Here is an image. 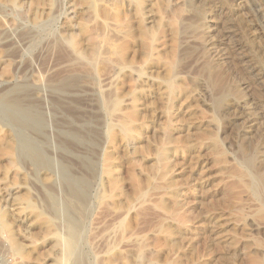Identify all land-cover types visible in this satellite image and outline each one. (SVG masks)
I'll list each match as a JSON object with an SVG mask.
<instances>
[{"label":"rangeland","instance_id":"1","mask_svg":"<svg viewBox=\"0 0 264 264\" xmlns=\"http://www.w3.org/2000/svg\"><path fill=\"white\" fill-rule=\"evenodd\" d=\"M97 1L0 0V98H24L29 85L51 157H71L78 176L80 159L99 162L101 171L107 158L116 178L111 187L99 174L88 209L76 214L75 255L86 264H264V0H140L139 12L130 0ZM67 34L83 42L80 52L91 43L99 50L87 99L48 89L72 72L57 47ZM115 49L128 68L117 66ZM112 91L123 96L108 112ZM128 116L130 138L114 139ZM64 129L83 141L56 152L52 138ZM15 134L0 124V212L10 225L0 233V256L9 264H66L54 243L66 232L63 215L54 218L48 208L63 203L58 177L42 181L9 164L4 141ZM9 235L26 249L23 258L10 252Z\"/></svg>","mask_w":264,"mask_h":264},{"label":"bare ground","instance_id":"2","mask_svg":"<svg viewBox=\"0 0 264 264\" xmlns=\"http://www.w3.org/2000/svg\"><path fill=\"white\" fill-rule=\"evenodd\" d=\"M11 3H15L16 0H9ZM42 0H40L41 2ZM99 1V0H98ZM97 1V2H98ZM121 1V0H120ZM119 1V2H120ZM131 2H133L135 4V10L136 12L140 11L141 8V1L140 0H130ZM38 2V1H37ZM45 2V1H44ZM87 3V2H86ZM90 3V2H89ZM87 3V4H89ZM92 4V3H91ZM116 4V3H115ZM118 5V4H116ZM120 5V4H119ZM84 6L85 3H84ZM97 6V5H96ZM93 6H90V8L92 9ZM99 7V6H98ZM116 7V6H115ZM89 8V9H90ZM100 9V8H99ZM105 10V9H104ZM104 12V11H103ZM193 12V11H192ZM106 13V12H104ZM102 13V14H104ZM109 14V13H108ZM89 15V14H88ZM108 17V16H107ZM119 17V16H118ZM193 19V18H192ZM197 19V18H196ZM189 20V19H188ZM140 25V23H139ZM80 26V25H79ZM78 26V27H79ZM94 27V26H93ZM146 27V26H145ZM140 28V27H139ZM147 29V28H146ZM182 29V28H181ZM185 29V28H184ZM188 30V29H187ZM67 31V30H66ZM82 31V30H81ZM26 33V32H25ZM90 33V32H89ZM93 33V32H92ZM95 33V32H94ZM138 33V32H137ZM139 36L140 38L143 40L145 39H150L147 35V33L143 30L139 31ZM79 35V34H78ZM81 35V34H80ZM87 35V34H86ZM138 36V35H137ZM58 37V36H57ZM134 37V36H133ZM62 40L60 41V43H58L60 48V51L63 53H61L64 57V60L70 63V67H71V71L73 72L74 70H80L78 72H65V74H63V76L65 75L64 78L62 79H57L56 82H52L48 84V89L50 93L53 92H57L60 94H65V95H70L76 91H80L82 92L86 99H87V95H88V91L90 84L92 83V71L95 70L96 67H94L95 64V60L96 58H98L97 56L99 55V50L97 49V47L94 44H89L91 45V48L88 46V49L86 48V53L80 52L79 48H78V43L81 42H76V40L74 39V35H63ZM82 38V37H81ZM138 38V37H137ZM55 39V38H54ZM94 40V39H93ZM103 40V39H102ZM110 40V39H109ZM108 40V42H109ZM54 41V40H53ZM57 41V40H56ZM57 41V42H59ZM91 41V40H90ZM116 41V40H115ZM120 42V41H119ZM83 43V42H82ZM81 43V44H82ZM107 43V42H106ZM129 43V42H128ZM132 44V43H131ZM229 44V43H228ZM95 47H92V46ZM98 45V44H97ZM103 45V44H102ZM122 45V44H121ZM141 45V44H140ZM129 46V44H128ZM81 47V46H79ZM85 47V46H84ZM111 47V46H110ZM127 47V46H126ZM130 47V46H129ZM143 47V48H142ZM125 48V47H124ZM140 48L143 49V51L145 50V59L148 56V51L149 50V45L146 43H142V46H140ZM101 49V48H100ZM110 49V48H109ZM108 49V50H109ZM114 49V48H112ZM128 49V48H126ZM137 49V48H136ZM105 50V49H104ZM116 50V49H115ZM115 50H113V52H115ZM118 50V49H117ZM116 50V51H117ZM123 50V49H122ZM129 50V49H128ZM132 50V49H131ZM141 50V49H140ZM83 51V50H82ZM102 51V50H101ZM112 52V50H109ZM109 51L106 50V52L108 54ZM119 51V55L118 52L116 53L119 57V62H117L116 64H118L117 66L120 67V70L128 68V64H127V58L125 59L122 52ZM125 51V49L123 50ZM142 51V50H141ZM140 51V52H141ZM104 52V51H103ZM105 52V53H106ZM126 52V51H125ZM124 52V53H125ZM106 53V54H107ZM249 53V52H248ZM59 54V53H58ZM85 54V55H84ZM126 54V53H125ZM142 54V52H141ZM229 54V53H228ZM84 57V61H85V65L84 63L81 61L82 59H79L80 57ZM88 55V57H87ZM105 55V54H104ZM127 55V54H126ZM112 59H114V56H111ZM139 57V56H138ZM77 59H79L80 65L78 66V64L73 63L74 60L78 61ZM111 59V58H110ZM117 59V58H115ZM114 59V60H115ZM107 60V59H106ZM250 60V59H249ZM97 61V60H96ZM109 61V60H108ZM137 61V59H136ZM88 62V63H87ZM113 62V60L111 61ZM87 63V64H86ZM115 63V62H114ZM246 63V62H245ZM115 64V65H116ZM77 65V66H76ZM108 65V64H107ZM99 66V65H98ZM105 66V64H104ZM77 67V68H76ZM107 67V66H106ZM68 68V67H66ZM76 68V69H75ZM99 70V69H98ZM70 71V70H68ZM208 71V70H207ZM122 73V72H121ZM68 74V75H66ZM208 74V72H207ZM206 74V75H207ZM58 75V74H57ZM123 75L125 76V74L123 73ZM62 76V77H63ZM129 75L127 74V77ZM60 77V76H59ZM122 77V76H121ZM124 79L122 80L124 83V85L126 84L125 82V77H123ZM129 78V77H128ZM56 79V78H55ZM132 81V80H131ZM130 81V82H131ZM129 83V82H127ZM209 83V82H208ZM207 83V84H208ZM134 84V83H133ZM123 85V86H124ZM92 86V84H91ZM118 86V85H117ZM129 86V85H128ZM127 86V87H128ZM122 87V86H121ZM125 87V86H124ZM167 87L170 89L171 85L168 84ZM219 87V86H218ZM24 93H26L27 95H24V98L21 96L19 97L17 94H11V95H4L2 98H0V124L1 126H12L16 129V134L15 136H13V138H9L6 136V139L4 141V146H5V155L8 157L9 159V164L14 168H17V170L19 168H29L31 170V172L40 177L41 180H46L48 181L50 178H52V176H57L58 178V183L56 182V185H59V187L61 188V193L63 192V198H62V205H60V202H56V203H52L50 208L51 212H52V216L54 218L60 217V214L62 213L63 215V222L65 225V235H56L55 236V240L54 243L55 245L62 249L61 251L64 253V259L66 260V264H68L67 262H69L70 264H86V261H84L83 256H81V254H76L75 255V250L76 247L78 245V233L80 231V226L79 223L77 221V217L76 214L77 213H85V211L88 209V204L90 202L91 199V191L93 189V185L94 182L96 180H99V174L101 175H105L106 177H108L110 186L113 187L116 184V181L112 174V167L106 165L107 164V158L103 159V163L104 165H102V169L101 171L99 170V162L93 161L90 158H82L80 159V161L78 163H81L82 168L84 169V175L83 176H77L74 174V172L71 169V164H69V160L71 162V157L70 159L67 160V158L65 156L59 155L56 156L57 159H55V157H51L50 151L48 150V143H49V139L47 138V135L45 134V130H44V118L42 116V113L40 112V109H38V105H40L41 103L39 102V98H35V99H30L28 97V95H30L28 92L31 91L30 86L29 85H24L22 86ZM113 90V89H112ZM118 90V89H117ZM121 90V89H120ZM125 90V89H124ZM133 90V89H132ZM129 91V90H128ZM32 92V91H31ZM91 92V91H90ZM114 93V91H112V94ZM116 93V92H115ZM220 94V92H219ZM39 95V94H38ZM111 95V94H110ZM113 95H117L114 96V100L109 102L107 104V109L110 111H115L117 109H119L120 107V98L123 96L120 92L119 94H113ZM139 95V94H138ZM138 95H133V100L131 105L133 106V108H136V102L139 100V96ZM35 96V95H34ZM33 96V97H34ZM47 96V95H46ZM28 97V99H26ZM41 97V96H40ZM23 98V99H20ZM84 98V97H83ZM111 97H109L110 99ZM55 99V98H54ZM105 99V98H104ZM70 100V99H69ZM78 100V99H77ZM106 100V99H105ZM104 100V101H105ZM72 101V100H71ZM75 101V98H74ZM80 101H85L83 99H80ZM52 102V101H51ZM77 102V101H76ZM82 102V103H83ZM40 103V104H39ZM54 103V102H53ZM60 103V102H59ZM58 103V104H59ZM80 103V102H77ZM76 103V104H77ZM107 103V102H106ZM126 104V103H125ZM81 105V104H80ZM43 106V104H42ZM69 108V107H68ZM65 109V108H64ZM255 109V108H254ZM63 110V109H62ZM65 111V110H64ZM122 111V109H121ZM252 111V110H251ZM250 112V110H249ZM68 115V114H67ZM116 118V117H115ZM120 121V120H119ZM132 119L129 118H125L119 125V130L118 133L117 131L115 132L116 135L113 136L114 137H121V138H127L129 136L130 138V134H131V128L130 125L132 123ZM140 123V122H139ZM97 126V125H96ZM114 128V127H113ZM85 129V128H84ZM91 129V128H90ZM89 129V130H90ZM112 129V128H111ZM88 130V129H87ZM88 130V131H89ZM59 131V130H58ZM79 131V130H78ZM140 131V130H139ZM92 132V130L90 131ZM97 132V131H96ZM95 134V133H94ZM89 135V134H88ZM92 135V134H91ZM91 137V136H89ZM111 137V136H110ZM112 138V140H113ZM54 139V141L52 144L55 145V150L56 152H61L63 151L65 148L64 146L66 145V143H69L70 145H74V144H80L83 141V137L80 136L79 133H77L76 131L73 130H62L61 132H58L56 138H52ZM94 139V138H93ZM115 139V138H114ZM121 140V139H120ZM94 141V140H93ZM97 141V140H96ZM103 141V140H102ZM64 142V143H63ZM98 142V141H97ZM56 143V144H55ZM86 143V142H85ZM67 144V148L70 146ZM89 145V144H88ZM99 145V144H97ZM75 146V145H74ZM82 146V145H80ZM91 146V145H90ZM93 146V145H92ZM219 146V145H218ZM76 147V146H75ZM86 147V146H85ZM94 148V147H93ZM4 149V148H3ZM84 149V148H83ZM86 149V148H85ZM89 149V148H88ZM212 149V148H211ZM217 149V148H216ZM91 150V149H90ZM84 151V150H83ZM87 151V150H86ZM92 151V150H91ZM124 151V150H123ZM136 151V150H135ZM155 151V150H154ZM261 151V150H260ZM76 152V151H74ZM98 152V151H97ZM100 152V151H99ZM140 153V152H139ZM60 154V153H59ZM78 154V153H77ZM80 154V153H79ZM98 154V153H95ZM54 155V153H53ZM83 156V154H81ZM87 156V155H86ZM98 156V155H97ZM74 157V156H73ZM90 157V156H89ZM76 158V157H75ZM113 159V158H112ZM74 160V159H73ZM95 160V159H94ZM58 161V162H57ZM73 162V161H72ZM8 163V162H7ZM58 163V165L56 164ZM76 163V161H75ZM79 165V164H78ZM77 165V166H78ZM20 170V169H19ZM29 170V171H30ZM236 171V170H235ZM23 172V171H22ZM82 172V173H83ZM18 173V172H16ZM81 173V174H82ZM245 173V172H244ZM21 174V173H20ZM239 174V173H238ZM17 176V175H16ZM21 176V175H20ZM247 176V175H246ZM246 178V177H245ZM243 179V178H242ZM17 181V180H16ZM55 181V180H54ZM52 182V181H51ZM247 182V181H246ZM249 182V180H248ZM46 187L48 190L53 191L55 184L54 183H49L46 182ZM250 184V183H249ZM45 185V184H44ZM58 187V188H59ZM107 189V188H106ZM264 190V187H263ZM49 191V192H50ZM102 191V190H101ZM105 191V190H104ZM262 192V191H261ZM106 193V192H105ZM42 194V193H41ZM55 193H53V195L50 196H54ZM253 194L258 198L260 197V188L259 190L257 189V186L253 187ZM96 195V194H95ZM117 196V195H116ZM226 196V195H225ZM26 197V196H25ZM42 197V195H41ZM27 198V197H26ZM131 198V197H130ZM2 199V198H1ZM18 198L14 197L12 199V202H16ZM51 201H56V199L54 200L53 198H50ZM96 199H98L99 201L101 199H104V195H100V196H96ZM134 199V198H133ZM260 199V198H259ZM23 200V199H22ZM264 200V199H263ZM2 201V200H1ZM50 201V202H51ZM58 201V200H57ZM260 201V200H259ZM29 202V201H28ZM261 202H263L261 200ZM46 203V202H45ZM117 203V202H116ZM134 204V203H133ZM28 207L31 208V205L28 203L27 204ZM105 205V204H104ZM114 205V204H113ZM117 205V204H116ZM121 205V204H120ZM49 206V205H48ZM172 206V205H171ZM46 207V206H45ZM32 209H35L32 208ZM62 209V210H61ZM120 210V209H119ZM62 211V212H61ZM64 212H67V215H64ZM49 214V213H48ZM61 215V216H62ZM83 215V214H80ZM87 215V214H86ZM262 216H264V214H261ZM44 214H38L36 217H43ZM263 218V217H262ZM46 219V218H45ZM47 222L46 223H51L52 219H46ZM43 221V220H42ZM45 221V220H44ZM56 221V220H55ZM8 219L5 213L0 212V233H4V232H9V224H7ZM56 223V222H55ZM9 225V226H8ZM50 225V224H49ZM55 225V224H54ZM213 225V224H212ZM56 226V225H55ZM57 227V226H56ZM49 228V227H48ZM11 229V228H10ZM57 233V232H56ZM10 236V235H9ZM80 237V236H79ZM10 238V252L14 255V256H19L21 258H23V256L25 255V248L23 247L22 244H20L19 242H17L15 239H13L11 236ZM25 249V250H24ZM82 253V252H81ZM28 254V253H27ZM74 254V255H73ZM5 254L4 252H1V256L0 257H4ZM2 262L4 264H9V260L6 259L5 257L2 259ZM88 264V263H87Z\"/></svg>","mask_w":264,"mask_h":264},{"label":"built area","instance_id":"3","mask_svg":"<svg viewBox=\"0 0 264 264\" xmlns=\"http://www.w3.org/2000/svg\"><path fill=\"white\" fill-rule=\"evenodd\" d=\"M0 264H4L1 259H0Z\"/></svg>","mask_w":264,"mask_h":264}]
</instances>
